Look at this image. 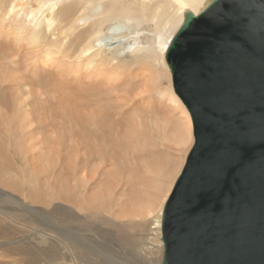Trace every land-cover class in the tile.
<instances>
[{
	"label": "bare ground",
	"instance_id": "bare-ground-1",
	"mask_svg": "<svg viewBox=\"0 0 264 264\" xmlns=\"http://www.w3.org/2000/svg\"><path fill=\"white\" fill-rule=\"evenodd\" d=\"M96 2L100 5L95 7ZM209 3L210 0H0V127L8 133L10 142L40 131L70 135L77 146L87 151L89 160L85 159V163L93 160L90 155L105 157L110 152L107 147L114 143L119 145L123 158L119 168L112 167L111 174L108 171L103 174L113 177L107 178L109 183L120 182V172L127 169L125 163H132L131 155L145 149L147 135L156 134L159 142L185 150L193 143L192 121L173 90L165 56L186 12L197 16ZM112 42L118 45L111 46ZM137 97L141 99L135 100ZM101 147L100 152L95 151ZM51 154L25 152L20 157L13 152L9 155L26 169H20L23 170L21 175L19 170V178L38 192V183L52 164ZM34 155L38 156L36 160ZM4 159L0 158V187L4 188H0V201L17 205L19 209L0 211V239L8 240L0 242V252L23 257L25 264H41V259L49 260L48 264H83L78 258L90 253L89 248L98 252L104 249L103 245H93L99 236L91 228H83L81 221V228H69L76 232L61 228L60 233L55 230L51 235L52 231L46 228H33L35 212L26 201L40 198H36L35 193L14 199L15 196L8 193L6 184L12 178L17 180L10 174L18 170L8 166L10 163ZM22 160L27 164H22ZM183 160L184 156L175 165L176 174L168 181L159 200L152 196L154 193L147 194L144 181L129 184L130 190L133 187L137 190L132 192L143 196L137 195L132 204L128 203L129 196H121L127 204L114 201L113 192L108 193V188L86 194L83 173L80 176L85 163L75 164L74 168L68 163V172L62 174L66 175L64 180L75 183L73 192L76 184L80 186V191L73 193L75 201L67 204L71 210L68 216L75 221L91 209L86 214L100 216L101 223L109 224L110 230L117 232V247L128 253L125 257L106 253L105 257L112 259L110 264H161L164 252L160 237L162 208ZM59 161L63 162L60 158ZM37 167L38 176L34 172ZM58 181L61 183L60 179ZM121 189L119 187V192H123ZM53 197L48 196V199ZM147 198L151 203L146 206L144 199ZM112 212L121 225L110 220ZM63 222L66 223V219ZM139 231L144 234L139 235Z\"/></svg>",
	"mask_w": 264,
	"mask_h": 264
},
{
	"label": "water",
	"instance_id": "water-1",
	"mask_svg": "<svg viewBox=\"0 0 264 264\" xmlns=\"http://www.w3.org/2000/svg\"><path fill=\"white\" fill-rule=\"evenodd\" d=\"M194 144L161 216V264H264V0L188 11L166 50Z\"/></svg>",
	"mask_w": 264,
	"mask_h": 264
},
{
	"label": "rangeland",
	"instance_id": "rangeland-1",
	"mask_svg": "<svg viewBox=\"0 0 264 264\" xmlns=\"http://www.w3.org/2000/svg\"><path fill=\"white\" fill-rule=\"evenodd\" d=\"M98 5H100V2H96L94 4L95 7ZM125 42H126V44L129 43V41L127 42L126 40H125ZM112 43L111 44L109 43V44L111 46H115V47L118 45L115 42L113 44ZM126 59H129V57H127ZM139 99H141V97H137L135 100H139ZM0 130H2V132L0 133V158L4 157L5 158L4 161L7 160L10 163V164H8V166L12 167L15 170H18L14 173L18 174L19 170L23 169V167L19 164V161L17 160V158L11 159V157L9 155L10 153L17 152L20 157L24 156L25 152H29L31 154H37V155H42V154L48 155L49 153H52L51 154L52 164L50 167H48L46 169L45 175L42 176L44 179H42L38 183V189H39L38 192L36 189L34 190L32 185L24 184L23 178L22 179L19 178V174L21 175V171L22 172H23V170L26 171L25 168L23 170H20V173L18 174V176H15L14 173L10 174V175H12V177H15L17 180L12 178V180L11 179L9 180L10 183L6 184L9 186L5 189L12 196H15L14 199H18L19 197H20L19 199H22V198L24 199L25 197L34 195L35 193H36L35 194L36 198L39 197L41 199V200L39 199V201H37V200H34V201L33 200L32 201L27 200L26 201V204L28 206L32 207L34 209V212H35L34 215L32 216V218H34L32 220L34 223L31 224L33 226V228H46L47 230H51L52 231L51 235H53V234H55V232H53L55 230L56 231L58 230L57 233L58 232L60 233L61 228H66V231L70 230L71 232H76V231H72L69 228H72L75 230L78 228H81L80 223L82 222L83 228H91V231L94 232L97 236H99V237H96V242H93V245L95 247H97L98 245L104 246V249L99 250L100 252H98L97 249L89 248L91 250L90 253H88L85 256H80L78 258L83 264H110V261L112 259L111 258L107 259L105 257L106 253L109 256H111V255L114 256V254H115V255H120L122 257H125L126 254L128 253L127 250L124 248H118L117 247L118 242L116 243V240H115V234H117V232L110 230L111 227L109 224L101 223L100 216L95 217V216H92L91 214H86V212L89 213L91 211V209L86 211L85 213L82 212L83 214L78 216V218L75 219V221L70 219L68 216V215H70L71 210H70L69 206H67V204L75 201L73 193L79 192L80 186H78L76 184L75 192H73V187H74L75 183L72 181L68 182V180H64L65 178L63 176H66V175L65 174L62 175V174H63V172L64 173L68 172L67 169L71 165H72L71 168L75 164L82 166L86 161L85 159L89 160L87 151L85 152V150L82 147L77 146L76 145L77 143L75 142L76 143L75 144L73 142V138L70 135H68V136L67 135H58V133H55V132L48 131L49 132L48 133L47 131H44V132L40 131L39 133L31 134L29 137H26L24 139H19L18 137L15 138V140L18 142L16 144L15 140L10 142V139L8 137V133L5 131V129H3V127H0ZM173 133L175 134V132H173ZM192 134H193V129H192ZM156 137H158L156 134H155V136H152V134H150V136L147 135V138H145L146 142H147V145L145 146V149H144L145 151L143 149H141L142 154H140L141 152H138V153L131 155V157L133 156L132 158L134 159V160L131 159L132 165L128 162L125 163V165L127 166V169H126L127 172L126 171L120 172L121 175H120V177H118V180L120 181L119 183L113 182V181L111 183H109L108 179H110V178L113 179V177L110 175L109 176L110 178H109V177H105L103 175L107 171H108L107 173H110V168H112V167L113 168L114 167L119 168V166H120L119 163L123 160V158L121 157L120 152H119V149H120L119 145L114 143V144H112L113 146L110 145V147H107L106 150L110 151L107 153L108 156H107V154H105L106 156L104 155L105 157L100 156V154L90 155L89 158L91 159L93 157V160L85 163L84 166L87 170L85 168H83L82 172L80 174V176H81L83 173V176H84L83 177V179L85 180V182L83 181L85 184V187H84L85 190L84 191L88 192V193L86 192V194L91 195L94 193H100V192L104 191L106 188H108V193H109V191L113 192L111 199L119 202L120 204H122V203L127 204L125 202L124 198L129 196L130 200L128 201V203L132 204L133 202H136L135 198L137 197V195H138V197H140V196L143 197V196L136 193L137 190H135L136 189L135 187L131 188V190H130L128 186L132 182L137 183L138 180H140L142 182L144 181L143 183L146 186L147 194L152 195L154 193V195H152V196L158 197V200H159L160 199L159 196L161 197L162 193H165V190L167 189L169 182L172 180V177L176 174V173L174 174V172L176 170V166H177L176 164H178V162L181 161L183 156H184L183 165L179 169L180 171L177 173L178 176L176 177L174 184L177 181V179L179 178V176L182 174L183 170L185 169L187 158H188L190 150L194 144V137H192L193 138L192 139L193 140L192 145L190 147L187 146L185 148V150H187L189 148L185 155H184L185 150H183L182 148L175 146L174 144H170L167 141H166L167 143L159 142ZM70 141H71V143H68ZM155 141H156L157 145H156ZM57 142L58 143L61 142V143H59L60 147H59V144ZM158 142L161 144L160 147L158 146V144H159ZM152 145H153V147H152ZM14 146H17V149H15ZM69 147L71 150L69 149ZM149 148H151L150 151H149ZM152 148H153V151H152ZM177 148H180V149H177ZM77 150H78V152H77ZM101 150H102V147L100 148V150L96 149L95 151L100 152ZM104 151H105V149H104ZM147 152H149L150 154L148 155ZM77 153H78V155H77ZM109 154L110 155L113 154V156L109 157L110 156ZM76 155L78 156V158L75 159ZM144 155H146V156H144ZM147 156L150 158H148ZM154 156H156V157L154 158ZM37 157L38 156H35L34 159L36 160ZM61 157H62V159H61ZM140 157H141V159H140ZM161 157L164 159L162 160ZM56 158L58 159V161ZM59 158L62 161L65 159L64 160L65 162L59 161ZM82 158H83V161H82ZM145 159H148V160H145ZM168 160L170 163L168 162ZM171 162H172V164H171ZM22 164H27V161L22 160ZM108 164H110V165H108ZM158 164H160V165H158ZM68 165H69V167H66ZM134 168H136L137 171ZM96 169H97V171H96ZM169 169H171V170H169ZM101 170H103L104 172L102 171L100 174ZM133 170L137 173H135ZM140 170H141V173H139ZM47 171H48V173H47ZM154 171H155V173H154ZM161 171H163V172H161ZM34 172H36L37 176L39 175L38 174V167L34 170ZM156 172H157V174H156ZM145 173H147V174L145 175ZM169 173H171V175ZM94 174H95V176H94ZM26 175H27V172H26ZM92 175L94 176V179H97V180H94ZM156 175H159V176H156ZM139 177H141L142 179ZM58 179H60L61 183H58L59 182ZM76 179L79 182L78 176H76ZM98 179H100V180H98ZM168 179H170V180H168ZM11 181L12 182L16 181L17 183H11ZM86 181H88V182H86ZM155 181L157 184L155 183ZM160 181H162V182L160 183ZM163 183H165V184H163ZM110 185L114 189L112 187H110ZM57 186H58V188H57ZM66 186H67V189L65 190ZM114 186H116V188ZM118 186L122 187L121 191H123V192H119L120 190H119ZM173 187H174V185H173ZM173 187H172V189H173ZM0 188L4 189L3 187H0ZM68 190H69V192H67ZM158 190L160 191L161 194L159 193ZM128 191H131V192H129V194H128ZM132 191H136V192H132ZM171 192H172V190H171ZM171 192L169 193V196H170ZM48 194L55 196V197H53L54 200L48 199V196H51ZM121 196H123L124 198H122ZM169 196H168V198H169ZM91 198H90V200H91ZM168 198H167V200H168ZM149 201H150V198L144 199V205H146V206L149 205L151 203ZM166 201H165V203H166ZM165 203H164V205H165ZM164 205H163V208H164ZM13 209H19V206L11 205V203L9 204L7 202L0 201V211L12 212ZM110 215L111 216H109V218H110V220H112V222L118 223L120 221L119 219H116V216H112V215H114V212L110 213ZM64 219H66V223L63 222ZM67 221L71 222V223H67ZM118 224L121 225V222H119ZM138 234L143 235L144 232L139 231ZM1 241L7 242L8 240L0 239V242ZM0 256L3 257V258H0V264H19V262H21L22 264L26 263L25 258L20 257V256H18V257L13 256V255H10L6 252H4V253L0 252ZM4 257H6V258H4ZM48 262H49V260L41 259V264H48Z\"/></svg>",
	"mask_w": 264,
	"mask_h": 264
}]
</instances>
